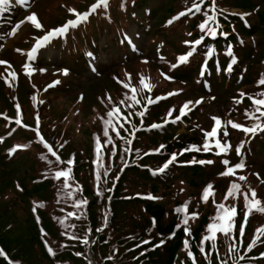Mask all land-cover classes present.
<instances>
[{
    "label": "trees",
    "instance_id": "trees-1",
    "mask_svg": "<svg viewBox=\"0 0 264 264\" xmlns=\"http://www.w3.org/2000/svg\"><path fill=\"white\" fill-rule=\"evenodd\" d=\"M163 2L157 0L150 7L148 0H133L132 5L139 12L147 7L153 17L163 11ZM177 3V8H165L167 16L196 4L200 10L190 8L172 19L169 26L176 32L164 33V39H157L162 44L130 65L141 62L162 67L182 84L181 89L173 98L151 104L142 122L132 115L134 126H144L132 137L128 125H119L117 133L105 134L98 153L92 151V143L90 150L80 152L72 148L65 132L55 135L44 129L50 146L28 129L21 134L31 145L6 151L17 142V133L2 132L0 264H264V211L260 210L264 207V130L248 133L227 123L264 127V107L255 103L264 99L260 83L264 80V0ZM222 7H236L246 15L242 18ZM124 10L127 14L130 8ZM110 14L103 18L118 29L125 20ZM221 24L225 29H219L214 39L206 33L208 27ZM202 25L207 27L202 29ZM181 56L188 59L181 62ZM74 60L79 63L82 56L75 55ZM163 82L167 80L154 81V94ZM211 95L217 97L225 132L207 135L212 132L214 114L206 104L176 119L184 100ZM29 106L30 113L34 112V105ZM171 107L170 119H166ZM182 123L185 128L178 131ZM216 139L230 143L227 156L219 153ZM30 147L34 148L32 156ZM173 155L176 159L168 163ZM241 163L243 168H235ZM229 165L239 172L236 189L231 188L232 175L222 174ZM61 171L66 175L57 177ZM249 175L262 184L252 185ZM204 190L209 192L206 200L200 198ZM228 209L235 210L232 226L219 229L213 240L209 225Z\"/></svg>",
    "mask_w": 264,
    "mask_h": 264
},
{
    "label": "rangeland",
    "instance_id": "rangeland-1",
    "mask_svg": "<svg viewBox=\"0 0 264 264\" xmlns=\"http://www.w3.org/2000/svg\"><path fill=\"white\" fill-rule=\"evenodd\" d=\"M30 1L28 0L22 3L27 4ZM122 1L107 0V6L105 7L103 4H100V0H37L34 7L27 5L25 14L17 21L16 19L4 18L3 15H6V17H10V15L2 13L0 8V14H2L0 23L3 24L0 27V50H2L0 56L2 60L4 58L3 61L5 62L0 63V135L3 133H7L8 135H12L14 132L17 133V142L13 147L25 149L31 145L30 140H28L29 138L21 134L27 133L28 131L26 130L28 129L34 131L42 142H47L43 132L45 129L48 134L56 135V133L65 132L70 137L72 148L77 151L90 150V143H92V151L98 153L103 146L105 134L110 137L111 133L118 132L119 125L124 126L126 124L130 127V136L132 137L137 129L144 128V126H134L130 118L132 115L138 117L142 122L143 116L147 108L150 110L151 104L168 97L173 98L176 92L181 89L182 84L171 79L170 74L162 67L151 63H149L150 65H146L141 62L130 65L138 60V56L125 62L127 67L121 68V62L117 60L112 61V65L107 67L108 62H110L108 57L113 55L114 49L112 48L97 49L99 60L106 62L103 63L105 67L100 69L99 75H92L93 69L91 68L94 58L91 56L93 52L88 45L89 39L93 37L98 45H103L106 39L111 38V34L109 33L105 36L103 33H100L99 24L101 19L94 17L105 8H109L112 12H118ZM156 1L148 0L149 4L147 6L153 7ZM177 1L164 0L163 11H157L150 18V21L146 20L143 25L147 27L151 22V28L147 31L145 38L143 32L137 33V25L135 24H131L130 29L124 31L129 43L133 45L132 47L139 49L141 46L138 45L142 44V52L145 51V54H147L154 49V45L162 43L161 40L157 39L163 38L164 33L168 32L170 34L176 32L173 25L169 26L172 23V19L177 18L181 12L185 13L188 9L194 8V5H192L190 8L182 9L172 16H167L168 13L165 8L170 5L177 8L180 6ZM94 5H100V7L93 10ZM88 9L91 10V13L86 18L81 19L85 14L84 12ZM221 9L236 13L242 18L246 15V12L239 8H231L230 10L227 8ZM33 15L36 17V22L28 19ZM78 19H81L80 21L83 24L87 19L93 20L86 28L79 30L73 36L72 31L76 28V24L80 22ZM70 21L79 22L74 25L70 24L63 32L49 35L50 33H56L58 29L65 28L66 24ZM166 21H171V23ZM12 22V27L7 30L8 23ZM162 24L166 27L162 26ZM53 27H55L54 31L46 34ZM221 28L225 29L222 24L218 28L210 26L206 29V33L211 35V29L218 31ZM230 32L225 30V33ZM43 36L45 37L43 38ZM173 36L176 35L174 34ZM46 37L47 39H45ZM152 37L154 38L152 39ZM54 39H57L59 44H71L74 42L78 49L84 50L88 55L89 70H84L81 76L64 68L62 66V57L59 54L61 52L59 47L63 45L56 46L54 44L51 46ZM19 54H22L24 58L23 62ZM127 68L131 70L127 71ZM42 71L45 74H41ZM52 73H54L53 76H51ZM152 73L154 74L152 75ZM162 79H166L168 83L163 82V87L154 94L152 92L154 81L158 82ZM58 82H62L61 84H63V90L61 91H57V88L61 85H58ZM67 85L69 87H66ZM91 89L94 90V97L93 94L89 93ZM82 96H84V100L81 105ZM209 100L211 102L207 103ZM217 101V97L213 95L208 96V98L200 97L195 100H184L179 106L178 115L183 116L189 114L195 106L206 104L208 106L207 108L209 110L211 109L210 112L214 114V117L221 121L218 129L221 132H225V120L218 113L220 107ZM90 102L93 103L92 109H88ZM187 102L192 103V105L188 111L182 114L181 109ZM29 104L34 105V112L32 113H30ZM259 106L264 107V105ZM79 107L81 112L78 110ZM172 111L173 107L168 109L166 119L170 117ZM140 112L144 113L143 116L139 115ZM109 113H112V115L109 116ZM41 117L45 125L44 128L41 126ZM21 119L25 120L24 124ZM110 119L115 121V123L113 121L111 122ZM184 128L185 125L182 123L178 131H183ZM217 143L218 141L215 140L216 146ZM220 144L226 145V150L222 152L217 146L219 153L227 156L231 150L230 143L225 141ZM237 149H239V146H237ZM6 151H11V146L6 148ZM29 151L28 154L32 156L31 154L34 152V148L30 147ZM1 152L4 153V151ZM21 154H26V152ZM24 166L22 163V168ZM228 168L234 169L232 165H229ZM238 174L239 172H233L231 174V188L232 185H237L239 179L237 178ZM248 178L252 185L257 184L260 186L258 183L262 184L260 180L257 182L250 175ZM204 193L205 190L202 192L201 199H204ZM250 205L251 202L248 205L249 212L251 210ZM199 209L202 208L200 207ZM249 212L247 211L246 215ZM17 214L22 215L23 209L19 210ZM219 217H222V219L211 222L209 225L208 235L213 240H216L219 229L226 231V229L232 226L234 215L228 209ZM188 218L190 216H187L184 222L185 220L188 222ZM214 224L216 227L211 228ZM243 228L244 223L242 222L240 225L241 233L243 232ZM184 244L186 246L188 245L187 238L184 239ZM188 254L193 258L190 252Z\"/></svg>",
    "mask_w": 264,
    "mask_h": 264
},
{
    "label": "snow or ice",
    "instance_id": "snow-or-ice-1",
    "mask_svg": "<svg viewBox=\"0 0 264 264\" xmlns=\"http://www.w3.org/2000/svg\"><path fill=\"white\" fill-rule=\"evenodd\" d=\"M3 2H5V0H0V3H3ZM214 3H215V0H213V4H214ZM100 4H103V5L106 7V6H107V0H100ZM98 6H99V5H94V6H93V10H95V8L98 7ZM194 8H195L197 11H199V10H200V5H199V4H196V5H194ZM189 11H191V9H189ZM87 15H88V14L85 13L84 16L81 17V19L86 18ZM180 15L183 16V15H185V13L181 12ZM177 18H178V17H177ZM28 19H29L30 21L36 22V17H35V15L30 16ZM209 19L214 20L215 17H210ZM75 23H76V21H70V22H69V24H73V25H74ZM169 23H171V21H169ZM37 26H39V24H37ZM201 27H202V29H203V28L207 27V25H202ZM66 29H67V25L65 26V28L58 29L56 33H50L49 35L51 36V35H54V34H58L59 32H63V31H65ZM210 34L213 35V36L216 35V30H215V29H211V30H210ZM45 39H47V37H46ZM196 43H199V41H197ZM188 55H191V53H189ZM179 59H180L181 62H185V61L188 59V56H181ZM0 63H5V62L0 61ZM228 70L230 71L231 68H229ZM142 82H143V81H142ZM260 83H261V84H264V80H261ZM146 86H147V85H146ZM255 103H256L257 105H264V100H256ZM187 108H188V105L185 104V105L183 106V108L181 109V113L183 114L184 110L187 109ZM257 110L259 111V109H257ZM143 114H144L143 112H140V113H139V115H141V116H143ZM111 115H112V113H109V116H111ZM261 115H264V113H261ZM177 119H179V117H177ZM213 119L215 120V124H216V126H217V128H218V127L220 126V124H221V121H220L218 118H215V117H214ZM227 123L231 124L232 127H234V128H242L243 131L248 132V133H255V132L258 131V130H264V127H262L260 124H256V125H254L253 127L248 128V127H243L242 125H239V124H235V123H233L232 121H228ZM153 127H157V125H153ZM216 134H217V130H216V128H214V129L212 130V132L208 133L207 135H208V136H215ZM217 146L220 148V150H221L222 152L226 150V145H221V144L218 142V143H217ZM241 146H242V145H241ZM187 150H191V149H186V151H187ZM205 150H208V146H207V145H205ZM175 159H176V157H175V155H173L172 160L168 161V163H172V161H174ZM201 163H205V162H204V161H201ZM207 163L211 164L212 161H207ZM223 163H224L225 165H227V164L229 163V161L225 160V161H223ZM164 167H167V164H166ZM243 167H244V165H243L242 163H241V164H237V165H235V168H243ZM160 171H163V168L160 169ZM233 172H234V169H233V168H228V170H227L225 173H222V174H223V175H229V174H232ZM65 175H66V173L63 172V171H61V172H57V173H56V176H57V177H61V176H65ZM240 179H241V180H244V179H246V178L243 177V176H241ZM210 188H211V186H209V189H210ZM232 188H233V189H236V188H238V185H232ZM208 194H209L208 190H205V193H204V199H205V200L208 198ZM232 194H233V193L230 191V192H229V195H232ZM255 195H256L255 192H253V193H252V196L255 197ZM246 198H247V197H246ZM82 203H84V202H82ZM255 203H256V204H259V201H255ZM249 207H251V205H250ZM221 208H223V205H221ZM260 210H261V211H264V207H262ZM230 212H231V214L234 215L235 210L232 209V210H230ZM220 219H222V217H217V220H220ZM185 224H187V220H185ZM215 227H216L215 224L211 226V228H215ZM85 243H87V241H85ZM161 243H163V241H161ZM51 251H52V249L49 248V252H51Z\"/></svg>",
    "mask_w": 264,
    "mask_h": 264
},
{
    "label": "bare ground",
    "instance_id": "bare-ground-1",
    "mask_svg": "<svg viewBox=\"0 0 264 264\" xmlns=\"http://www.w3.org/2000/svg\"><path fill=\"white\" fill-rule=\"evenodd\" d=\"M185 104H187V105H188V108H187V109H185V110H184V112L188 111V109L191 107L192 103H189V102H187V103H185Z\"/></svg>",
    "mask_w": 264,
    "mask_h": 264
}]
</instances>
